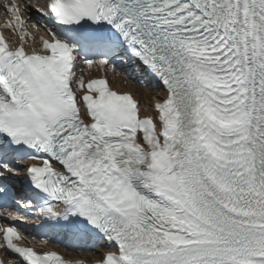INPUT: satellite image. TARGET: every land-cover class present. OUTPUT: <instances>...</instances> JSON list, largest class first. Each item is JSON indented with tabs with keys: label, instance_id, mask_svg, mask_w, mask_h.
I'll list each match as a JSON object with an SVG mask.
<instances>
[{
	"label": "snow or ice",
	"instance_id": "1",
	"mask_svg": "<svg viewBox=\"0 0 264 264\" xmlns=\"http://www.w3.org/2000/svg\"><path fill=\"white\" fill-rule=\"evenodd\" d=\"M0 9V264H86L21 209L106 241L91 264H264V0ZM125 64L163 95L112 88Z\"/></svg>",
	"mask_w": 264,
	"mask_h": 264
},
{
	"label": "bare ground",
	"instance_id": "2",
	"mask_svg": "<svg viewBox=\"0 0 264 264\" xmlns=\"http://www.w3.org/2000/svg\"><path fill=\"white\" fill-rule=\"evenodd\" d=\"M7 31H8V37L10 40L17 39L14 36V34L10 32V30H7ZM97 74L98 73H95V75H97ZM109 74H110L111 80L113 81V83L115 85L120 87L122 90H133L137 94V96L141 100V105H142L143 109L145 108L146 105H151V103H153L154 99H159L162 96L161 93L155 92V91H150L149 88L140 87V86L134 85L130 82L124 83V81H125L124 78L120 79L117 75H113L111 73H109ZM89 256L98 258L97 252L90 253Z\"/></svg>",
	"mask_w": 264,
	"mask_h": 264
}]
</instances>
